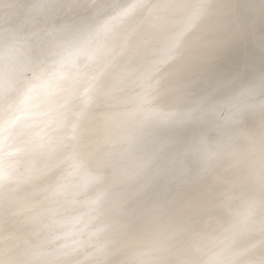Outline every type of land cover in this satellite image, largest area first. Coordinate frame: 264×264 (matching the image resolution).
I'll list each match as a JSON object with an SVG mask.
<instances>
[{"label": "clouds", "instance_id": "obj_1", "mask_svg": "<svg viewBox=\"0 0 264 264\" xmlns=\"http://www.w3.org/2000/svg\"><path fill=\"white\" fill-rule=\"evenodd\" d=\"M0 264H264V0H0Z\"/></svg>", "mask_w": 264, "mask_h": 264}]
</instances>
